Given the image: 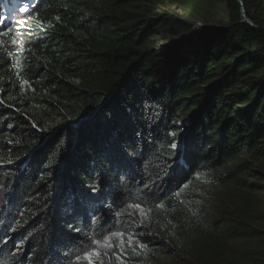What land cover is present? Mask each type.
<instances>
[{
    "label": "trees",
    "instance_id": "obj_1",
    "mask_svg": "<svg viewBox=\"0 0 264 264\" xmlns=\"http://www.w3.org/2000/svg\"><path fill=\"white\" fill-rule=\"evenodd\" d=\"M242 1L255 26L239 0H0V264H87L129 218L134 261L264 264V0Z\"/></svg>",
    "mask_w": 264,
    "mask_h": 264
},
{
    "label": "rangeland",
    "instance_id": "obj_2",
    "mask_svg": "<svg viewBox=\"0 0 264 264\" xmlns=\"http://www.w3.org/2000/svg\"><path fill=\"white\" fill-rule=\"evenodd\" d=\"M23 8H25V7H23ZM21 11H23V10H21ZM6 20L8 22V18L7 17L3 18L0 21V24L4 26V24L7 23ZM200 23H202V22L198 21L197 25L199 26ZM9 28H10V26L6 25L3 28V30L6 32ZM192 186L197 192L200 191L205 196L215 195V194H217V191H218V187L216 185L212 184V178L208 174H199V175H197L196 176V181L193 183ZM127 213L128 214H132L134 212H132L131 210H127ZM134 215L136 217H139L136 213H134L133 216ZM141 225H143V223H137L136 220H134L132 218L131 219L129 218L123 224V226L120 227L119 229H117L116 231H114V233L123 232V233H125V238H127V236L134 237L132 243L128 244L127 242H125L124 247L121 248L119 242L114 240V243L116 244V247L114 249L113 248H108V249L99 248L98 250L102 253V255L99 256L98 258H95V259H98L101 262V264H111V257H112V254H114L117 259L119 257V259L121 260V264H132V263H134V264H146L145 263V258H141L139 260L137 259L136 261H134L133 260L134 256H136V257H140V256L139 255H134L131 252V250L134 247L138 246L140 238L137 236V234L142 232ZM87 264H89L88 260H87Z\"/></svg>",
    "mask_w": 264,
    "mask_h": 264
},
{
    "label": "snow or ice",
    "instance_id": "obj_3",
    "mask_svg": "<svg viewBox=\"0 0 264 264\" xmlns=\"http://www.w3.org/2000/svg\"><path fill=\"white\" fill-rule=\"evenodd\" d=\"M21 10L27 11V8H22ZM133 207L139 209L141 215L146 216L145 211L140 207V205H134ZM133 239L134 237L132 236H127V238H125V233L123 232L111 233L110 235L105 236L102 240L93 239L92 243L96 246V248H93L90 251L84 252L83 257H77V259L78 260L82 258L87 259L89 264H101V262L98 259H95L102 255V253L98 250L99 248H104V249L113 248L114 249L116 247L114 240L118 241L121 248H123L125 245V242H127L128 244H131ZM140 246L145 247L144 245H140Z\"/></svg>",
    "mask_w": 264,
    "mask_h": 264
},
{
    "label": "water",
    "instance_id": "obj_4",
    "mask_svg": "<svg viewBox=\"0 0 264 264\" xmlns=\"http://www.w3.org/2000/svg\"><path fill=\"white\" fill-rule=\"evenodd\" d=\"M239 1L241 2L242 6H243V1H242V0H239ZM242 10H243V16L245 17V21H246L247 23H249L250 25L255 26V25L253 24V22H251V21L249 20V18L247 17V14H246V12H245V8H244V6L242 7Z\"/></svg>",
    "mask_w": 264,
    "mask_h": 264
}]
</instances>
